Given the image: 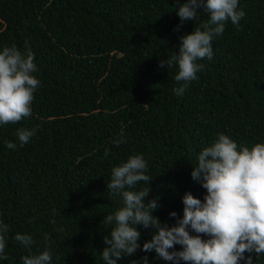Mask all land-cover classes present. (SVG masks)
<instances>
[{"label":"trees","instance_id":"trees-1","mask_svg":"<svg viewBox=\"0 0 264 264\" xmlns=\"http://www.w3.org/2000/svg\"><path fill=\"white\" fill-rule=\"evenodd\" d=\"M185 2L0 0V51L30 49L41 82L31 116L0 126V222L8 226V258L0 264H23V256L46 249L51 264H103L110 229L102 220L121 206L107 183L131 155L143 154L153 178L138 186L150 188L145 203L159 197L153 215L171 227L183 218L186 193L203 202L207 192L192 167L218 134L238 146L264 143V0H238L239 28L225 23L212 40V60L200 61L204 69L177 96L178 66L164 69L160 60L209 19L198 9L174 31ZM19 128L35 130L27 144L19 143ZM137 230L140 248L117 264H143L145 256L148 264H170L142 251L152 230ZM17 233L32 236L31 252ZM249 255L264 264V254Z\"/></svg>","mask_w":264,"mask_h":264},{"label":"clouds","instance_id":"clouds-1","mask_svg":"<svg viewBox=\"0 0 264 264\" xmlns=\"http://www.w3.org/2000/svg\"><path fill=\"white\" fill-rule=\"evenodd\" d=\"M198 9L209 16L207 22L191 34L179 37L178 51L159 63L164 69L178 66L175 75L178 86L173 89L177 96L204 69L200 61L212 60V40L224 32L225 23L231 21L239 28L245 16L238 0H186L176 12L180 25L174 31H179L186 21L195 20ZM36 71L30 49L21 51L12 45L0 51V126L31 116L34 93L41 83L33 75ZM34 135L35 130L19 128L16 131L21 145L27 144ZM113 143L119 147L125 140L121 138ZM5 144L9 149L16 148L14 142ZM197 160L191 178L207 194L202 202L186 193L182 199L183 218L171 227L153 215L159 207V197L145 203L150 188L138 187L141 182L149 185L153 179L143 154L131 155L126 162L111 169L107 191L120 198L121 206L102 220L110 229L109 235L103 238V264H117L123 256L136 253L141 237L137 226L152 230L151 240L143 244L142 251H154L157 259L170 264H240V261L252 264L251 255L245 257V253L264 254V143H256L251 148L238 146L220 133L198 154ZM176 215L170 213V217ZM189 229L196 235H191ZM7 230L8 226L0 222V260L8 258L4 235ZM201 234L208 238L202 239ZM14 239L31 252L35 243L31 235L17 233ZM176 245L182 250L170 251ZM51 260L52 252L48 249L22 257L23 264H51ZM143 264H148L147 256L143 257Z\"/></svg>","mask_w":264,"mask_h":264}]
</instances>
